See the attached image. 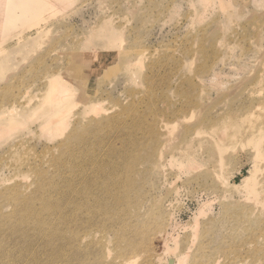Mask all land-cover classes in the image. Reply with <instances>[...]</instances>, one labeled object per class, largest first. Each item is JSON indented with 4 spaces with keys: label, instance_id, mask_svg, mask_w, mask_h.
<instances>
[{
    "label": "rangeland",
    "instance_id": "rangeland-1",
    "mask_svg": "<svg viewBox=\"0 0 264 264\" xmlns=\"http://www.w3.org/2000/svg\"><path fill=\"white\" fill-rule=\"evenodd\" d=\"M62 1L0 33V264H264V0ZM48 79L77 98L64 129ZM254 105V137L211 128Z\"/></svg>",
    "mask_w": 264,
    "mask_h": 264
},
{
    "label": "bare ground",
    "instance_id": "bare-ground-1",
    "mask_svg": "<svg viewBox=\"0 0 264 264\" xmlns=\"http://www.w3.org/2000/svg\"><path fill=\"white\" fill-rule=\"evenodd\" d=\"M0 2H1L0 3V5H1L0 6L1 7L0 15H2V18L0 20V30H1L0 33L2 35L3 41L6 38V36H8V34L11 33V31L15 30L16 28H19V26L21 24H23V23H30L31 22L33 25L34 24H38V22H40L42 16L45 15L44 12H45L46 7L49 6L52 3V2H50V0H0ZM61 2H63V1L61 0ZM43 19H45V16L42 18V20ZM32 24H30V25H32ZM23 26H25V25H23ZM27 27H28V25H27ZM3 41H1L0 44H2ZM3 51H5V50H3ZM140 55H142V54H140ZM140 55L137 56L138 58L136 60L141 61V60L144 59V58H141ZM49 80L50 79H48V82H49ZM50 82H51V84L48 83V85H50L49 86L50 88H47V93L49 92V96H48V98H46V101L48 103V107L49 108H54L55 109V106L57 105V108L55 109V112H53V114L51 116V119H52L53 122L50 123L52 125H55V127H54V129H55L57 125L62 127L66 122H69V117L71 119V116H69V114L70 115L72 114L73 107L76 105L75 102H77L76 101L77 98L74 99V100L71 98L72 96H74V95L71 96V93L73 91L68 92L69 90H67V88H69V87H66L68 85L65 86L66 89L62 86L65 83L61 85V84H57V83H59L58 81H57L56 84H55V81H53V80H50ZM61 97H63V98H61ZM58 103H59V105H58ZM194 105H195V103H194ZM255 108H256L255 105L251 106V107L247 108L245 111H243L242 114H238V113H236L234 111H230L227 114V117L229 118V121H226L225 119L222 120V121H215V125H213V127H211V128L213 130H217L218 129V130H220V132L222 131L224 133V136H226V128L229 127V126H233V127L235 126V127H238V129L233 134L238 135V133L240 132L241 134L249 135V136L254 137V134L258 131L259 128H255L254 129V126L250 124L249 119H250L251 115L255 114V110L258 109V106H257L256 109ZM64 110H67V111L63 112ZM48 112H50V110H48ZM86 112H87V110L85 109L83 111V113H86ZM180 115L181 114H178V115L175 116L174 120L176 122L182 121L181 119L185 120L184 118L186 117V115H183V116H180ZM201 119H203V118H199L198 121H200ZM162 122L164 123L165 129H168L169 122H166L164 120H162ZM219 122H222V124L220 126H218ZM245 122H247V123H245ZM99 123H100V121L97 122V120L95 118H91L90 121L88 122V124H80L79 125V123H78L77 126H80V127L76 128V134H75V135H77L80 138H84V141H83L84 149L87 148L89 150V152L85 154L86 155V159L89 158L92 161V165L93 166L96 165L97 163H98V165L100 164L99 163V158L95 157L96 150H97L96 145L101 146V144L103 142H95L92 139V137H89V136L94 132V131L90 132L91 128H94V130H95V127L98 126ZM244 123L247 124V125H244ZM67 125H69V124H67ZM62 129H64V128L62 127ZM191 130H192L191 128H186V130H183L180 135L178 134V137H180V138L181 137H185V138H188V140L190 141V142H182L186 146L187 149H189V148L191 149V147L193 146L192 144L194 143L195 140H198V141L203 140V136H205L204 132H206V131H203V130H198V131H196V130H192L191 131ZM249 131H251L250 134H248ZM218 132L215 131V134L218 133ZM194 133H195V136H194ZM209 133H210L209 135H211V132H209ZM159 134L161 136L162 145L163 146H165V145L169 146L171 143L169 144L167 142L171 141V139H172L171 136L168 134L167 135V140H166V142H164V136H163V133L161 132V130H159ZM257 134H258L257 135L258 138L257 139L255 138L256 140L254 141V146L256 147V153H257L256 158L258 159L259 157L264 155V146H263L264 132L262 130H260ZM176 139H178V138H176ZM211 139H213V138H211ZM214 142H216V140ZM202 143H204V142H201V144ZM216 145L218 146L216 150L218 151L217 153H220L219 157H221V158H220L219 161L221 162L223 160V154H224L223 153L224 152L223 148H224V146H223L222 141L220 139L217 141ZM205 147H206V145H205ZM101 155L102 154H100V156ZM87 156H89V157H87ZM100 159H102V157H100ZM256 162H257V160H256ZM256 165L257 164H255V166ZM120 172H121V176H122V184L124 185V184H126L128 182L129 177H128L127 173H126V170L121 168ZM253 173H254V171H253ZM219 178H221V181H223L222 177L219 176ZM219 178H218V182H220ZM103 182L107 183V181H105V180ZM243 182L245 184L247 183L246 185H248L247 189H248L249 197L251 195L253 197L255 203L261 202V196H262L263 190H262V186L259 185L260 181H258V178L253 174L251 177H249V176L244 177L243 178ZM222 183L223 182H221V184ZM225 183H226V181L224 182L223 185H225ZM90 184L93 185V186H96L97 182L93 181ZM127 184L124 185V187H127ZM235 186H238V185L235 183ZM197 222L195 221V224L199 223V222L198 223ZM181 256H182V258L179 259V262H181V261L186 262V259L188 258L189 253L183 254ZM170 264H175V259L174 258L170 259Z\"/></svg>",
    "mask_w": 264,
    "mask_h": 264
}]
</instances>
